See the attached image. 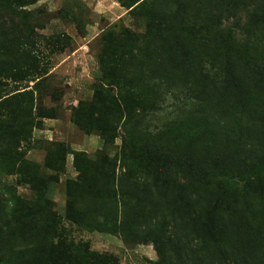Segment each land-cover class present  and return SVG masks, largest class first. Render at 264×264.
I'll use <instances>...</instances> for the list:
<instances>
[{"label": "trees", "instance_id": "obj_1", "mask_svg": "<svg viewBox=\"0 0 264 264\" xmlns=\"http://www.w3.org/2000/svg\"><path fill=\"white\" fill-rule=\"evenodd\" d=\"M115 1L144 32L138 35L118 24L114 26L117 30L101 33L100 77L93 85L91 100L78 102L73 109L72 122L86 134L99 132L111 140L118 126L125 131L119 153L123 177L134 178L141 187L134 186V192H129L122 180L118 189L113 186L108 191L122 209L119 231L126 234L130 225L128 229L139 232L143 242L151 240L158 253L168 243L179 260L182 245L166 233L163 210L169 209L166 215L173 222L179 218L197 225L199 249L208 254L210 264H264L263 260L245 259L256 252L251 255L245 248L242 232L232 231L255 222L251 212L246 216L240 202L264 194V52L259 62L251 56L245 58L238 53L233 36L223 31L230 20L234 26L241 24L239 18L234 19L236 13L228 11L229 0ZM31 4L32 0H0V9L10 22L6 28L0 25V90L9 82H33L32 87L15 94H0V162L14 160L8 169H16L7 174L19 171L20 147L30 141L33 130H40L43 120L56 118L55 108L43 106L47 69L26 49L34 47L32 36L42 26L33 22L22 39L12 21L16 18L29 24L35 12L25 8ZM238 4L247 2L236 0L233 7ZM247 16L243 29L248 34L263 30L264 2L251 1ZM168 100L172 106L191 101L200 107L195 108V124H176L169 139L163 130L152 132L146 122ZM179 138H187L189 144L182 147ZM45 152L43 165L55 172V181L65 170L67 154L73 155L75 170L85 172L83 153L66 151L53 142L47 143ZM20 166L25 168L22 179L35 199L31 204L0 205V238L5 233L16 234L21 241L30 233L35 237L24 245L1 241L0 264H73L67 260L72 259L70 246L53 240L62 228V219L50 210L49 183L37 176L34 165L24 162ZM181 178L187 183H179ZM224 179L242 183L240 202H232L237 204L233 210L227 204L222 209ZM142 189L146 195L139 192ZM204 193L213 195L214 201L198 213L195 207ZM130 204L150 207L148 224L143 221L139 226H144L138 228L133 215L129 223ZM221 211L223 224L218 233L216 217ZM115 215L111 214L112 223ZM66 219L86 227L78 218ZM86 252L85 264H117L108 256L96 263L98 255Z\"/></svg>", "mask_w": 264, "mask_h": 264}, {"label": "rangeland", "instance_id": "obj_2", "mask_svg": "<svg viewBox=\"0 0 264 264\" xmlns=\"http://www.w3.org/2000/svg\"><path fill=\"white\" fill-rule=\"evenodd\" d=\"M32 1L33 4L25 8L27 11L35 12L29 24L24 25L16 18L12 21L16 23L17 34L22 39H26V28L33 22L39 21V25L42 26L41 29H36L32 36L34 47L26 46V49L36 56L42 67L47 69L43 106L55 108L56 118L43 120L41 129L33 130L30 141L21 145L22 160L17 164L19 169L17 173H6L7 170L16 171V169H8L14 160L0 162V205L8 207L11 203L13 205L18 201L31 204L35 199V194L29 184L22 179V172L25 168L20 165L27 162L36 167L39 178L49 183L50 210L62 219V228L53 235V240L57 238L60 243L70 246L69 254H72V259L67 260L73 264H85L88 257L86 250L98 255L96 263L102 262V256H108L117 264H210L208 254L205 255L199 249L197 225L191 226L192 221L187 222L179 218L173 222L170 214L166 215L169 209L163 210L168 223L166 233L173 240L179 239L182 245L179 260L175 258L170 249L172 246L168 243H165V249L158 253L154 244L150 242L151 240L143 242L141 236H138L139 232L128 229L130 225L127 227L126 234L119 231L121 225L119 223L123 219L122 209H120V203L115 201L108 191L111 192L113 186L118 189L122 180L121 185L125 186L129 192H134V186L141 187L138 185L139 181H134V178L126 177L127 180H124L123 177L124 169L120 163L119 153L125 131L118 126L117 134L111 140L99 132L86 134L72 122L73 109L78 102L91 100L93 85L100 77L98 55L101 52L99 41L101 33L108 29L117 30L114 26L118 24H122L138 35L144 32V28H137L132 17L126 14V9L115 0ZM234 1L236 0L228 1L227 9L230 13L232 11L236 13L234 19L237 22L239 18L241 24L234 26V21L230 20L223 31L233 36L240 55L244 54L245 58L251 56L259 62L264 52V29L260 28L259 31L248 34L243 27L248 22L247 12L250 9V2H264V0H246V5L238 4L233 7ZM8 17L9 15L0 9V23L5 21L4 25L0 24L3 28L10 23ZM120 41L123 42V40ZM32 85L33 82H9L7 87L4 84L1 85L0 94L12 95L22 91L21 88L32 87ZM195 108L200 107L191 101L188 103L182 101L178 106H172L168 100L166 105L153 118L146 119V122H150L152 132L155 128L163 130L166 133L164 136L169 139L171 135L169 131L176 124L180 122L185 123L186 126L195 124ZM179 141L182 147L189 144L187 138L185 140L179 138ZM48 142L57 143L66 151L70 149L83 153L81 158L85 172L83 174L77 172L73 167V155L67 154L65 170L58 175L55 181V172L49 171L43 165ZM192 143H194L193 140L190 144ZM25 175L30 178L29 174ZM179 183H187V179L181 178ZM221 186L225 195L222 209L227 204L233 207L231 209L233 210L237 204L234 206L232 202H240L238 198L242 183L238 180L224 179ZM139 192L142 195L147 194L145 189ZM70 200H74L75 203ZM213 201V195L204 193L203 197L198 199L196 212L204 210L203 208ZM240 206L246 212V216L249 212L252 213L255 222L245 229L233 227L232 231L242 232L246 237L245 248L251 252V255L253 251L256 252L252 256L245 257L244 255L245 259L252 262L257 259L264 261V237H262L264 235V194L262 197L250 198L244 203L240 202ZM129 209L133 212L131 214L130 211V216L127 214L130 224H132V215L134 225L138 228L144 226H139L143 221L149 223L151 216L149 206L139 207L132 204ZM111 214H116V222L115 216L113 223L110 221ZM67 216L80 219L86 227L69 222L66 219ZM223 216L224 212L221 211L216 217L219 225L218 233L223 224ZM24 237L27 238L21 241L18 240L16 234L6 235L5 233L0 238V242L3 241L6 244L9 241L16 245L31 244L30 238H34L35 234L30 233Z\"/></svg>", "mask_w": 264, "mask_h": 264}]
</instances>
